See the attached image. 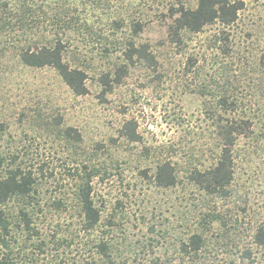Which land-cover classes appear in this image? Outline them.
I'll use <instances>...</instances> for the list:
<instances>
[{
    "label": "rangeland",
    "instance_id": "1",
    "mask_svg": "<svg viewBox=\"0 0 264 264\" xmlns=\"http://www.w3.org/2000/svg\"><path fill=\"white\" fill-rule=\"evenodd\" d=\"M81 1L95 8L85 10L82 29L67 33L64 58L86 73L85 95H75L53 68L25 67L13 48L0 47V178L16 168L33 178L29 195L0 204L9 227L0 264H188L181 245L201 231L202 259L194 264H231L239 239L264 220V0H242L227 36L206 26L185 32L180 47L168 39L171 20L160 2ZM111 19L123 26L114 29ZM129 43L148 44L157 69L127 60ZM223 91L252 120L253 132L235 144L230 196L215 198L185 172L212 162L216 118L207 113ZM129 120L138 141L122 135ZM166 158L178 164L179 181L159 188L151 177ZM86 173L100 212L92 229L77 198ZM213 210L219 218L203 230L200 222ZM257 254L264 264V249Z\"/></svg>",
    "mask_w": 264,
    "mask_h": 264
},
{
    "label": "trees",
    "instance_id": "2",
    "mask_svg": "<svg viewBox=\"0 0 264 264\" xmlns=\"http://www.w3.org/2000/svg\"><path fill=\"white\" fill-rule=\"evenodd\" d=\"M152 1L151 4L160 2L158 4L165 9V12L161 14L162 17L165 20L166 18L171 20L167 27V36L170 43L176 47H180L184 43L185 32L198 34L206 26L218 25L221 33L219 35L227 36L224 30L235 25L239 13L244 7L242 0H196L194 7L187 6L184 0ZM48 2L51 3L45 6L43 1H41V5H37L34 0H0V36L7 35L6 39L0 43V47L7 48V50L13 48L20 64L25 67L53 68L62 82L75 95H85L88 92L86 73L79 68L70 66L64 58L69 40L66 39V35L72 29H82V25L84 26L86 23V19L82 17L85 10L95 7L85 5L81 0H48ZM97 7L99 8V6ZM45 20L44 28L47 29L48 26V31L44 33L40 29ZM111 23L116 30L123 26L117 19L109 20V24ZM222 46L223 54H227L231 50L228 45L222 44ZM127 50L124 53L127 60L133 61L135 58L147 64L148 69H157V57L148 44L147 46L134 47L133 43H129ZM223 69L231 70L227 67H223ZM235 72H241V67ZM101 81L106 86L105 88L110 90L107 75H104ZM224 92L228 91L213 96L216 98L214 108L211 105L208 107L207 114L211 118H216L212 132L214 149L210 151L214 155L212 162L206 167L191 165L185 172L193 184L207 196L215 198L230 196L228 187L234 174L233 150L235 144L240 138L249 137L253 132L252 120L244 115L241 116L237 111L236 101ZM121 131L127 140L131 142L139 140L134 121H126ZM2 132H4V124L0 122V134ZM67 132L69 136H72L70 135L71 130ZM2 165L3 159L0 158V168ZM177 165L170 158L158 162L151 177L154 185L159 188L175 187L179 181ZM91 178L92 175L86 173L85 181L77 192L86 229L94 228L100 220V212L95 207L92 198ZM32 180L31 175L24 174L21 169H9L6 175L0 178V204L14 196L29 195L33 190ZM215 212L214 210L209 211L204 216L200 222L203 230L209 226L210 222H217L219 215ZM22 215L26 217L24 211H22ZM8 230L5 213L0 209V246H5ZM239 242L243 245L236 247L238 256L236 255V260H231L230 263L259 264L257 249H264V220L250 226L246 231V239H239ZM203 246V232L191 234L187 241L181 245L183 260L188 264H194L197 262L196 260L200 262Z\"/></svg>",
    "mask_w": 264,
    "mask_h": 264
}]
</instances>
